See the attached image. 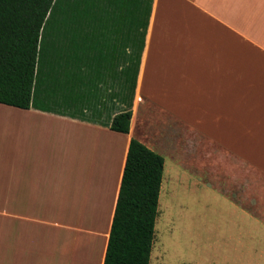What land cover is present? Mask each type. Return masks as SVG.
Instances as JSON below:
<instances>
[{
  "label": "crops",
  "instance_id": "1",
  "mask_svg": "<svg viewBox=\"0 0 264 264\" xmlns=\"http://www.w3.org/2000/svg\"><path fill=\"white\" fill-rule=\"evenodd\" d=\"M88 106L0 104V210L14 212L0 218V264H57V253L103 264L131 139L170 158L160 192L183 135L205 148L218 184L247 168L264 179V0H152L129 132Z\"/></svg>",
  "mask_w": 264,
  "mask_h": 264
},
{
  "label": "trees",
  "instance_id": "2",
  "mask_svg": "<svg viewBox=\"0 0 264 264\" xmlns=\"http://www.w3.org/2000/svg\"><path fill=\"white\" fill-rule=\"evenodd\" d=\"M151 4L0 0V104L60 115L89 104L93 113L111 110L109 128L127 134ZM101 54L112 64H100ZM163 166L130 140L103 264H149Z\"/></svg>",
  "mask_w": 264,
  "mask_h": 264
},
{
  "label": "rangeland",
  "instance_id": "3",
  "mask_svg": "<svg viewBox=\"0 0 264 264\" xmlns=\"http://www.w3.org/2000/svg\"><path fill=\"white\" fill-rule=\"evenodd\" d=\"M173 143L149 264H264V179L247 168L245 175L231 173L218 184L205 148L186 135ZM157 153L167 166L168 155ZM208 188L225 189L226 196ZM1 217H14V212L0 210Z\"/></svg>",
  "mask_w": 264,
  "mask_h": 264
}]
</instances>
